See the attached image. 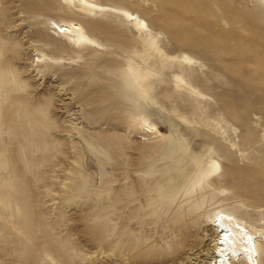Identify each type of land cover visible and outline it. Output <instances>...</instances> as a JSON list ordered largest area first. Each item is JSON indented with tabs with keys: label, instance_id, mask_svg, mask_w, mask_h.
Here are the masks:
<instances>
[{
	"label": "rangeland",
	"instance_id": "obj_1",
	"mask_svg": "<svg viewBox=\"0 0 264 264\" xmlns=\"http://www.w3.org/2000/svg\"><path fill=\"white\" fill-rule=\"evenodd\" d=\"M94 1L138 16L147 7L150 30L142 33L118 11H89L83 18L60 9L58 1L47 10L31 0H0V264L102 261V243L86 244L84 229L88 225L90 232H98L95 215L110 206L114 174L122 168L127 175L129 164L140 169L137 176L147 186L143 190L154 184L164 190L161 185L181 176L177 188L185 191L186 184L189 194L201 198L209 196L211 185H222L225 188L217 191L239 209L264 217V154L250 145L256 139L264 141V13L252 0H203L207 13L217 17L208 20L212 28L230 35L247 25L260 27L259 40L253 39L260 63L245 56L237 68L221 62L223 53L208 50L189 30L197 10L190 13L173 6L188 19L182 31L173 33L167 27L173 20L163 16L170 8L168 0ZM233 12L245 14L239 27ZM152 16L165 24L154 22ZM87 19L96 25L116 24L114 28L130 38L127 51L108 46ZM55 20H80L97 44H70L62 33H54ZM152 35L168 54H187L195 61L185 69L168 63L169 74L159 69L158 61L151 68L141 67L146 73L157 72L155 92L146 102L149 122L163 132L175 129L183 150L160 134L146 135L136 108L133 63L153 53L137 38ZM112 51L119 57H112ZM36 55L45 61L35 63ZM118 62L124 66L115 68ZM178 69L206 99L185 102L171 73ZM224 102L239 113L232 117ZM183 114L188 123L181 121ZM230 141L237 147L232 148ZM218 147L232 148L237 166L247 171L241 170L236 180H223L227 161L216 154ZM213 158L222 167L215 182L203 174ZM30 258L33 262H28Z\"/></svg>",
	"mask_w": 264,
	"mask_h": 264
},
{
	"label": "bare ground",
	"instance_id": "obj_2",
	"mask_svg": "<svg viewBox=\"0 0 264 264\" xmlns=\"http://www.w3.org/2000/svg\"><path fill=\"white\" fill-rule=\"evenodd\" d=\"M31 1L47 10L54 9L57 6L56 1H58L60 9L65 8L70 13L83 18L89 11H118L126 21H134L135 26L142 33L149 31L151 26L146 18L147 14L151 15L150 9L147 7H144L138 16L129 9H114L94 0ZM252 1L259 7V11L264 13V0ZM168 3L170 8L163 13V16L173 20L171 25H167L169 31L178 32L182 25H185V21H188L187 14L180 10L176 12L172 9L173 6L184 7L190 13L197 10L193 26L189 30L197 35L198 40L208 50L222 52L221 62L229 67L237 66L239 68V61L247 56L256 63H260V60L255 57L258 45L253 41L255 37L257 40L260 38L258 25L251 24L243 29L239 28L236 32H239L238 36L236 33L229 35L217 27L210 26L208 20L217 19V17L207 13L203 0H168ZM228 11L230 13L231 9ZM237 13L233 12L231 15H234L233 21L239 27L245 14ZM152 18L154 22L164 23L161 17L152 16ZM87 20L90 27L93 25L101 32V35L103 34L108 46L127 51L130 38H127V34H124L123 31L118 32L114 28L116 24L111 26L105 22L96 25L89 19ZM154 22L152 23L154 24ZM52 25L54 33H62L68 42L76 47L97 44L87 32L86 25L80 20L58 22L55 20ZM157 35L137 38L142 47H148V50L153 53L143 54L141 59L133 63L132 71L136 74V85L133 84L132 91L136 99V108L142 116L145 134L148 136L160 134L164 138L171 139L170 141L174 145L176 144V149L183 150L184 143L182 139L176 137L175 129L171 128L170 132H163L158 125L149 122L146 102L151 97V93L155 92L153 75H157V72L151 69L150 73H146L141 71V67L151 68L149 65H157L158 61L159 69L169 74L172 67H169L168 63H177V67L185 69L195 61L192 56L187 54L181 56L168 54L159 46ZM180 41L184 42V40ZM141 53L137 52V54ZM115 54L119 57V53L116 51L110 53L112 57H115ZM35 58V63L36 60L39 63L45 61L39 60L40 57L37 55ZM123 66L124 64L119 62L115 64V68L118 69ZM180 69L171 73L172 77L176 79L174 87L184 96L185 102L190 104L191 99L199 102L206 99L204 93L184 78ZM222 106L232 117L239 113L231 104L227 105L224 102ZM243 120L246 124L252 125L249 117L244 116ZM181 121L188 123L189 117L183 114ZM262 135L264 138V132ZM230 142L232 148L237 147L236 142ZM263 142L256 139L250 145L258 148L264 154ZM232 148L225 150L218 147L216 150V154L224 155L227 161L226 177L223 180L226 178L236 180L240 171L246 170L237 166L236 153L232 152ZM237 151L241 153L243 150L238 149ZM184 152L182 156L185 158L187 150ZM260 155L262 156V154ZM184 164H188V161ZM129 165L130 167L126 166L127 175L126 171H122V168L117 169L111 185L112 193L109 197L111 204L106 210H99L95 215L94 227L98 232H90L88 225L84 229L86 244L91 243L94 247H98L102 243L100 255H104V258L98 264H264V217L255 218L243 209H239L237 203L230 202L229 197L223 196L217 191L225 188L224 186L213 184L209 196L203 195L201 198H195L187 192L188 185L184 184L185 191L177 188L179 181L183 178L180 176L178 181H166L164 185H161L164 190H158L155 184L143 190V187L147 186L141 177L137 176L140 169L135 164ZM221 173V164L215 158L210 160L209 165L203 171L204 176L214 182ZM169 187L171 189H168ZM102 201L104 202V200ZM106 203L105 201L104 205ZM104 240L106 241L102 242ZM31 261L30 258L28 262Z\"/></svg>",
	"mask_w": 264,
	"mask_h": 264
}]
</instances>
